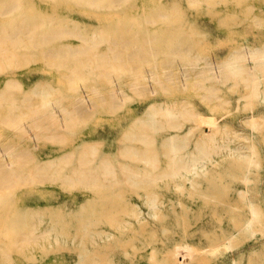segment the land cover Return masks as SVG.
Segmentation results:
<instances>
[{
	"label": "rangeland",
	"instance_id": "rangeland-1",
	"mask_svg": "<svg viewBox=\"0 0 264 264\" xmlns=\"http://www.w3.org/2000/svg\"><path fill=\"white\" fill-rule=\"evenodd\" d=\"M238 1L244 4L250 0H21L18 10L34 23L77 24L86 33L96 32L90 40L101 46L116 37L109 30L114 31L132 16L136 20L132 29H179L186 38L183 45H192L193 54L219 62L227 59L235 47L264 44V0H251L256 4V19H247ZM160 12L167 13L170 19L159 17ZM4 14L11 13L0 9V19ZM175 41L171 38L169 44L179 42ZM44 45L34 46L25 68L36 72L34 76L44 75L46 80L60 83L66 77L55 68L62 63L57 56L43 53ZM94 60L97 63V58ZM3 68L7 70L9 64ZM113 71L116 76L125 75L120 69ZM108 76H98L101 85L111 84ZM189 82L179 89L167 80L156 86L155 97L158 107L181 92L196 108L218 118L221 127L214 137L193 135L177 140L179 157L190 158L186 165L195 157L196 164H191L189 170L179 164L178 173L172 174L164 153L152 155L157 162L150 164L132 159L134 168H138L137 163L142 165L134 169L133 179L103 187L105 192L116 191L113 201L89 202L83 210L80 200L97 188L90 184L64 185L39 171L23 174L2 190L14 191L3 199V205L9 215L17 217L5 226L0 221V264H234V256L237 264H264V230L239 226L250 215L246 199L240 194L245 187L264 211V120L262 131L258 130L253 140L260 163L250 172L245 186L242 161L249 150L251 127L245 120L249 111L241 78L230 76L220 84L217 95L225 96L223 102L216 95L208 100L209 81ZM85 83H81L83 89L97 101L100 94L88 90ZM25 84V89H31L28 80ZM197 91L206 96L196 95ZM104 92L108 93L107 89ZM125 95L126 99L116 106L99 99L92 115H78L74 123L78 140L91 133L100 149L115 154L124 145L127 124L145 115L136 125H148L143 111L152 93L126 88ZM257 103V109L264 107V94ZM71 119L69 116L68 121ZM40 136L27 139L38 158L56 157L63 145L59 138ZM4 140L0 136V145L6 144ZM151 141L150 148L154 143L162 149L159 137ZM3 157L11 162L14 158Z\"/></svg>",
	"mask_w": 264,
	"mask_h": 264
},
{
	"label": "bare ground",
	"instance_id": "bare-ground-1",
	"mask_svg": "<svg viewBox=\"0 0 264 264\" xmlns=\"http://www.w3.org/2000/svg\"><path fill=\"white\" fill-rule=\"evenodd\" d=\"M20 1L2 0L0 4L3 13H11L2 15L0 19V127L6 129L5 132L0 131V136L6 143L0 145V221L3 226L14 222L13 219L17 216L9 215L3 205V199L14 191L2 190L23 174L39 171L49 180L58 179L64 185L90 184L92 188H97L80 200V208L83 210L84 205L89 202L113 201L116 191L110 189L105 192L103 187L133 179L134 169H139L142 165L137 163L138 168H134L132 159L139 158L143 164H150L157 162L152 155L164 153L171 164L172 174L178 173L179 164L188 170L192 167L191 164H196L195 157L188 165L186 163L190 158L183 155L179 157L177 140L193 135L201 138L214 137L221 124L213 113L196 108L192 100L181 96V92L176 93L171 100L167 98L164 104L160 103L157 107L159 100L155 97L156 86L167 80L174 82L179 89L190 84L189 80L209 81L211 85L208 100L211 101L210 96L216 95V99L223 102L225 96L220 94L221 97L218 98L217 95L221 90L220 84L230 76L241 78L246 89L244 96L249 111L245 120L251 127V142L247 145L249 150L244 152L242 161L245 167L242 179L246 186L250 172L260 163L259 152L253 140L255 133L260 129L262 131L261 121L264 120V107L256 108L260 106L257 101L264 94V44L258 47L248 44L235 47L227 54V59L216 62L209 56L193 54L192 45L186 48L183 45L186 38L179 29H132L136 20L131 16L126 18V23L113 28L114 31L109 30L116 37L108 40V45H93L90 39L96 32L92 35L86 33L77 24L34 23L29 16H24L18 10ZM237 5L244 10L247 19L257 18L254 11L256 4L253 1L244 4L238 1ZM159 15L162 19H170L165 12H160ZM214 16L212 13L211 20ZM72 38H76L78 42ZM171 38L179 42L171 45ZM39 44H45L42 46L43 53L57 56L62 63H58L55 68L58 73L65 74L66 78L61 79L60 83L48 81L44 75L34 76L36 72L25 68L29 62L28 55L34 53V46ZM96 58L97 63L94 60ZM183 59L187 61L183 62ZM7 64L9 68L5 70L3 67ZM114 69L124 71L125 75L116 76ZM102 74L109 75L111 84L107 87V84L101 85L102 82L98 79ZM25 77L30 82L28 86L31 89H25ZM82 81L90 87L88 90L100 94V102L110 101L111 106L126 99V88L137 93H152L149 96L151 100L143 111L148 125H136L145 115H140L127 124L124 145L115 154H107L100 149L99 143L91 139V133L82 135L79 140L76 136L74 123L78 121V115H92L99 100L94 101L88 90L86 93ZM104 89H107V94ZM195 94L206 96L200 91ZM212 98L214 100L215 97ZM69 116L70 119L77 118L68 121ZM35 134L36 138L40 135L59 138L63 145L55 153L56 157L38 158L34 145L27 141L30 136L35 137ZM157 137L161 140L162 149H157L154 143L150 148L148 141L152 139L154 142ZM140 140L144 143H139ZM68 145L72 146L67 147ZM187 145L188 143L185 147ZM7 155L14 157L12 162L9 160L11 158L7 161L3 157ZM240 194L246 199L250 212L239 225L240 229L264 230V211L251 199L249 188L245 187ZM233 263L237 264L235 256Z\"/></svg>",
	"mask_w": 264,
	"mask_h": 264
}]
</instances>
